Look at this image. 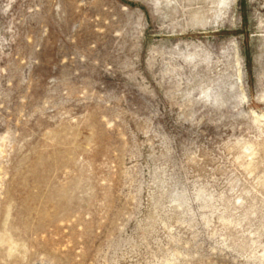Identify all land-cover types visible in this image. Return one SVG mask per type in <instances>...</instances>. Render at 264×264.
<instances>
[{
    "label": "rangeland",
    "instance_id": "obj_1",
    "mask_svg": "<svg viewBox=\"0 0 264 264\" xmlns=\"http://www.w3.org/2000/svg\"><path fill=\"white\" fill-rule=\"evenodd\" d=\"M0 264H264V0H0Z\"/></svg>",
    "mask_w": 264,
    "mask_h": 264
}]
</instances>
